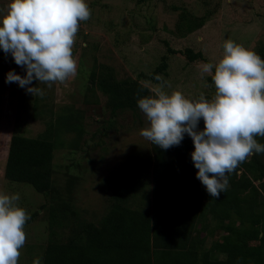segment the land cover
Returning <instances> with one entry per match:
<instances>
[{
  "label": "rangeland",
  "instance_id": "1",
  "mask_svg": "<svg viewBox=\"0 0 264 264\" xmlns=\"http://www.w3.org/2000/svg\"><path fill=\"white\" fill-rule=\"evenodd\" d=\"M86 2L91 17L80 22L73 47L77 74L51 87L34 80L31 86L41 88L43 97H34L18 83H5L10 70L22 77L26 71L0 49V193H19V206L30 217L38 212L24 226L26 242L18 264H33L36 258L43 264L51 237V206L63 223L56 226V237L66 240L73 220L98 223L110 207L113 187L131 167L153 154L154 144L140 134L147 127L145 115L138 107L112 113L110 96L90 82L93 71L97 78L111 73L113 80L133 79L149 89L159 83L152 77L165 61L166 68L156 75L171 85L166 88L169 94L180 91L195 100L203 93L211 100L215 68L212 74L202 75L200 65L217 64L224 55L226 40L256 53L264 45V0ZM9 3L0 0V16L7 14ZM189 48L201 52L205 59L189 60ZM69 115L82 125L83 134L66 129L60 134L53 158L55 191L43 194L30 183L6 178L11 137H40L51 124L56 126L60 117ZM198 127L203 130V119ZM258 142L264 144V137ZM256 155L264 163V154L251 155L245 161ZM149 173L151 176V169ZM152 186L148 185L150 189ZM141 201L138 196L137 203ZM219 237L220 232H216L214 238ZM210 243L208 239L206 245Z\"/></svg>",
  "mask_w": 264,
  "mask_h": 264
},
{
  "label": "trees",
  "instance_id": "2",
  "mask_svg": "<svg viewBox=\"0 0 264 264\" xmlns=\"http://www.w3.org/2000/svg\"><path fill=\"white\" fill-rule=\"evenodd\" d=\"M257 55L264 59V45ZM187 57L205 59L191 48ZM166 65L164 61L152 78ZM95 75L93 71L90 82L110 96L112 113L136 109L138 99L149 95L136 80ZM73 118L60 117L40 137L14 134L6 178L30 183L43 194L54 192L53 158L60 134L65 129L83 134ZM193 151L187 134L179 146L164 150L154 145L153 154L131 167L113 187L110 207L101 220L93 223L76 217L66 240L56 237V226L63 223L51 206V237L43 264H264V163L258 155L242 162L228 175L227 190L215 199L196 178ZM37 215L36 211L26 223ZM216 232L219 238H214Z\"/></svg>",
  "mask_w": 264,
  "mask_h": 264
},
{
  "label": "clouds",
  "instance_id": "3",
  "mask_svg": "<svg viewBox=\"0 0 264 264\" xmlns=\"http://www.w3.org/2000/svg\"><path fill=\"white\" fill-rule=\"evenodd\" d=\"M90 17L86 0H10L7 14L0 16V49L26 75L10 70L5 83H18L34 97H43L41 88L31 86L34 80L51 87L74 77L73 47L80 22ZM223 48L217 64L200 65L202 75L215 68L211 100L203 93L195 100L180 91L169 94L171 85L156 75L159 83L137 101L147 120L140 134L154 145L167 150L179 146L185 134L191 137L196 178L215 199L227 190L228 175L242 162L264 154V144L256 139L264 137V59L232 40ZM19 200V193H0V264H18L26 242L24 226L30 216ZM33 264H41L40 259Z\"/></svg>",
  "mask_w": 264,
  "mask_h": 264
},
{
  "label": "water",
  "instance_id": "4",
  "mask_svg": "<svg viewBox=\"0 0 264 264\" xmlns=\"http://www.w3.org/2000/svg\"><path fill=\"white\" fill-rule=\"evenodd\" d=\"M80 28H81V27L79 26V29H78V30H80Z\"/></svg>",
  "mask_w": 264,
  "mask_h": 264
}]
</instances>
